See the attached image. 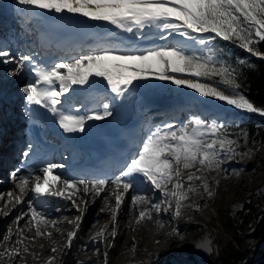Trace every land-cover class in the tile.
Returning a JSON list of instances; mask_svg holds the SVG:
<instances>
[{
	"label": "snow or ice",
	"instance_id": "snow-or-ice-1",
	"mask_svg": "<svg viewBox=\"0 0 264 264\" xmlns=\"http://www.w3.org/2000/svg\"><path fill=\"white\" fill-rule=\"evenodd\" d=\"M26 9L45 10L56 14H73L91 21L105 22L126 33H132L143 38L145 29L159 30L160 39L167 40L174 34L183 38L174 44L148 48L143 51H119L110 43L107 35L94 34V47L85 54H80L66 62H58L50 67L36 66L32 69L36 79L29 83L23 92L26 93L30 105H41L53 115L59 117L60 128L66 133L84 132L88 121L103 120L112 115L109 103L101 105L102 111L91 114L73 115L61 111V97L72 91L73 86L90 85L93 78L106 81L108 88L117 98H123L129 93L135 82L148 81L155 78L159 81L171 82L177 86L194 89L202 97H210L226 102L237 110L264 116V108L257 106L241 90V68L249 66L245 59L237 58L235 65L226 58L228 53L216 49L213 42L217 39L230 42L253 56L264 58L258 45L264 43V0H15ZM36 16L38 13L31 12ZM191 42V43H188ZM206 49V52L204 51ZM3 63L13 62L9 51L0 50ZM26 61H33L28 55H22L18 61L19 69L24 68ZM19 69L12 71L16 75ZM211 83H210V82ZM57 85L58 89L57 90ZM223 87H220V86ZM78 112V109L76 110ZM236 139L230 138L225 123L207 122L199 116H192L187 124L179 127L172 123L155 128L147 137L136 157L132 158L125 169L114 179H98L95 181L62 179L54 175V170L64 165L48 163L40 169L43 175H18L19 170L12 172L11 178L19 189V194L8 192L0 195V200L6 199L7 205L25 203L29 191L35 194L42 206L44 197H60L76 204L73 197L83 185L84 192L95 190L99 196L111 184L123 192H113L116 207L112 212L113 223L116 221L124 193L134 187L135 179L142 177L161 197L152 204L151 209L140 211L137 223L145 218L151 219V211L165 213L174 207V216L182 215L184 202L190 198V193L198 191L191 182L203 181V188L209 196L214 195L203 173L219 171L224 157L235 154L233 145ZM24 156L28 152L23 153ZM196 169V171H191ZM188 171V187L185 188L184 172ZM200 173V174H197ZM217 183H219L217 181ZM171 185V187H169ZM142 196L132 198L133 205L141 202ZM31 214L30 224H33L37 235H43L41 228L55 225L54 220L47 219L44 212L38 211L31 201H28ZM85 202V207H86ZM59 209H57L58 211ZM29 212L17 217L16 224L28 216ZM0 214L8 215L4 209ZM82 217L77 216L70 223L78 230ZM31 230V229H29ZM23 228L18 231L23 236ZM174 235L179 236V230L174 229ZM13 230L9 228L4 241L12 238ZM51 236V233H48ZM115 238L117 232H110ZM77 231L67 234V248H71ZM104 232L97 233L103 237ZM95 239V238H94ZM159 243V241H157ZM23 244V239L16 241ZM198 249L212 251L211 241L204 240L195 245ZM52 252L58 249L53 247ZM27 251V248L24 249ZM99 253V249L96 250ZM21 255L19 247H12L0 253V257ZM107 252L104 253L107 264ZM56 257H50L46 264H53Z\"/></svg>",
	"mask_w": 264,
	"mask_h": 264
},
{
	"label": "bare ground",
	"instance_id": "bare-ground-1",
	"mask_svg": "<svg viewBox=\"0 0 264 264\" xmlns=\"http://www.w3.org/2000/svg\"><path fill=\"white\" fill-rule=\"evenodd\" d=\"M20 9H25V6L19 5L15 0H0V50L9 51L10 56L14 58L13 62L8 64L3 63V59L5 58H1L0 60V177L2 178H0V187L5 188V190L0 191V195L4 196L10 191L13 192L14 195L19 194V189L16 188V183H18V181L13 182L11 174L14 171L10 170L8 165L11 163V156L15 153V148L12 150L14 143L18 144L20 141L28 139V136L22 127L26 122L27 116V109L24 103L25 100L17 106L15 105L17 102L15 101L16 103L13 104V101L14 99L20 100L22 95L26 94L23 92V89L33 81L27 77L24 68L19 69L18 56L21 53L24 55V52L30 47L27 41H32L36 38L35 26L32 24L33 22L30 19V15L31 12H35L37 9H26L23 12L20 11ZM61 18L72 24H76L81 30L85 31L84 34H81V39L73 43L74 45L86 41L85 44L91 46L94 43V34L99 33L107 35L109 32L116 33L115 36H112L109 39L110 43L117 46L119 51H143L148 49L149 43L147 45H141L142 42L154 43L155 41L171 42L172 39L176 41L183 40L182 37L176 34L168 37L167 40L160 39L159 30L154 28L145 29V35L141 38L132 33H126L119 29H115L114 26L105 22L91 21L79 15L66 13ZM17 26H20L18 31ZM19 37L24 38V42L20 45L17 43V38ZM3 40H6V42L3 43ZM123 42L128 43V45L125 46ZM86 45L81 44L77 46V48L83 47V52L80 54L88 53L84 52V47ZM67 48L68 50L64 51L63 56L78 54V50H74L72 45ZM88 49H90V47H88ZM49 55H51V53H49ZM61 60L62 59L56 61V63L62 62ZM17 69H19L17 72L18 77H16V75H9L8 77L10 72ZM23 77L27 82L16 87V83ZM5 78L8 79L6 84L4 83ZM103 82L106 83V81ZM8 85L11 86L9 89L6 88ZM220 87L223 86L221 85ZM130 92L141 93L149 100L161 105L157 109L149 112L148 118L152 119L151 123L155 124L153 131L155 128L167 123H172L174 128L187 124L191 117L187 114L190 109L202 113L203 119L207 122H212L214 120L217 121L218 119L224 118L234 120L239 116L238 112H242V110L235 109L234 106L227 105L226 102L210 97H202L194 89L177 86L167 81H159L155 78H151L148 81L135 82L134 88L130 90ZM100 94H102L101 91L95 96V98H98L96 111H102L101 105L103 103H101V99L99 98ZM109 95L112 94H105V96ZM174 101L176 102V107L174 104L172 105ZM109 105L111 106V104ZM181 105L185 107L181 109ZM7 106H12L14 108H6ZM166 106H173V108L169 109ZM153 113L155 114L153 115ZM166 113L171 117L177 118V116H179L180 118L163 121L164 114ZM154 117L158 120H155ZM217 122H219V120ZM147 126L148 122L145 124V127ZM148 132L149 129L146 133ZM7 148L12 150V154L9 150L1 154V150L3 151ZM56 157L63 159L62 155H57ZM62 165H64V167L56 169L54 174L61 176L62 179L75 178L74 174L68 171L70 167L69 162ZM125 167L126 166L120 169V172L123 171ZM191 171L194 172L196 169H192ZM120 172L114 176H118ZM188 174L189 172L186 170L184 172V178H187ZM98 179L100 178L94 180ZM84 180L91 181L87 179ZM231 184H233V178L220 180L214 199L217 201L222 199L227 193L228 186ZM78 187L80 190L76 193L73 199L76 201V204L80 205L81 208H84L83 212L78 210L71 201L60 197H53L47 202L45 207L38 206L34 203V196L30 191L24 198L25 203L22 204H15V206L7 205L6 207V199L0 200V209H4L8 212V215L0 214V229H4V235H7V230L9 228H12L14 232V236L8 241H4L3 238L0 239V253H3L7 246H9V248L19 247L21 249V255L13 257L11 261H9L7 257H0V264H11V262L12 264H46L49 258L53 256L56 257L53 264H60L61 260H65L64 264H85L83 261L84 259L88 264H106L104 257L105 252L108 254L107 264H135L134 261L131 263V257H133V254H137L138 258L142 257L143 263L149 258L150 253L161 250L159 249V246H161L160 242L165 241L166 243L167 241L168 243L165 245V248L173 250L176 248L181 249V246H183L188 240L174 234L171 235L170 228L175 226V223L181 222L180 218L174 216V210L172 209L167 213L163 211L157 213L155 210H152L151 219L145 218L139 223L136 222L139 212L151 209L152 204L158 202L161 197V194L157 190H154L153 187L147 181H144L142 177H137L135 179L134 187L129 189L127 193H124L126 201L125 203H121L119 212L117 213V223H113L112 220V212L116 207L113 192H123V188L116 189L115 186L111 184L109 189L106 187L99 196L100 199L103 197V200H101L102 202L106 199H108L109 202L105 201L101 207V211H98V213H100L99 222H90L86 230H84V228L89 221L90 205L93 204L96 194L94 189L91 192L86 193L83 191V185H79ZM169 187H171V185H169ZM185 188H187L186 182ZM137 195L144 197V199L133 205L132 198ZM85 198L87 202L86 207L84 202ZM28 201H31L38 211L44 212L47 219L56 222L54 226L50 224L46 227L47 229L42 227L41 231L43 232V235H37L34 225L29 223V220L31 219L30 212L29 215L24 216V218L19 221V225L16 226L17 217L28 212ZM88 206L90 208H88ZM57 209L59 210L57 211ZM60 211H62V215L58 216ZM77 216L82 217L80 228L77 232V236L73 239L71 248H67V234L71 231H76L75 225L70 223V221L75 220ZM20 228H23L24 230L23 236L17 234ZM113 228H115L117 235L112 241V244H110V238H112L110 232ZM102 231L104 232L103 239L102 237L97 238V233ZM48 233H51V236H49ZM83 233H85L84 235L87 234L92 237L91 242L87 244L85 243L86 236H82ZM18 239H23V244L17 245L16 241ZM157 241H159V243H157ZM201 241L202 239L196 244ZM195 245L192 247V253L195 255H201L204 250L196 248ZM53 247L58 250L52 252L51 249ZM25 248H27V251H24ZM68 249L69 252L67 253ZM97 249H99V253H97ZM39 250H44V253L41 254ZM190 253L191 252H188V255ZM177 264L190 263L183 259H177Z\"/></svg>",
	"mask_w": 264,
	"mask_h": 264
},
{
	"label": "rangeland",
	"instance_id": "rangeland-1",
	"mask_svg": "<svg viewBox=\"0 0 264 264\" xmlns=\"http://www.w3.org/2000/svg\"><path fill=\"white\" fill-rule=\"evenodd\" d=\"M20 29V26H17V31ZM15 32V31H14ZM17 34V33H16ZM18 35V34H17ZM24 38H17V43L19 45L24 42ZM176 40H173L171 42H160L155 41L154 43L150 42H142L141 45H147L148 48H155V47H161L168 44H174ZM216 41L213 42V45H215ZM125 46L128 44L124 43ZM94 47V46H93ZM91 47V49L93 48ZM91 49H85L84 52H89ZM206 52V49H204ZM83 51H80V53ZM77 54L73 57H76ZM23 54H19V59ZM72 57V58H73ZM71 59V58H70ZM1 60V58H0ZM13 68V67H12ZM11 73V72H10ZM8 74L11 76V74ZM16 77L18 75L16 74ZM4 83L6 84L8 82V79H4ZM27 82L26 79L21 78L20 81L16 83V87L21 86ZM10 87V85L6 86ZM25 96L23 94L22 98L20 100H15L16 106L19 105L23 100ZM104 100V99H103ZM175 105L176 102L174 101L172 105ZM169 108H173V106H168ZM191 117L192 116H199L203 119V114L200 112H197L196 110L190 109L188 111ZM155 113H153L154 115ZM238 117L234 120H229L227 118L224 119H218L219 122L225 123L228 130V135L232 139H236L238 142L237 144L233 145V148L235 149V154L231 157H224L223 158V164L221 165V169L219 171H205L203 173V176L206 177L210 190L214 193V195L209 196L208 192L205 191L203 188V181L197 180L191 182L194 187L198 189L195 193H190V198L184 202L185 207L182 208V215L179 217L181 219L180 223H175V226L170 228L171 235L174 232V229H178L180 235L178 237H183L185 239H188L187 242L181 246V249L176 248L173 250H168L165 248V245H167V241L160 242L159 250L158 252H152L149 255V258L142 263V257L138 258L137 254H133L131 257V263L135 264H177V259H183L186 262H189L190 264H209L212 261V254L214 251V232L215 229V222L214 218L218 216V210L221 209H230V213L235 218H238L242 212L245 211V205L247 203H253L257 204L260 209H264V161L263 160H252V156L254 154H258L260 157L264 156V134H257V133H251L246 127H245V119L244 117L248 115V113L242 111L238 112ZM189 116V117H190ZM190 117V119H191ZM155 118V117H154ZM180 117H171L169 114H164L163 121H170V120H176ZM189 119V120H190ZM217 120V121H218ZM180 122V121H179ZM12 123V122H11ZM231 128V129H229ZM138 154V153H137ZM136 154V155H137ZM135 155V157H136ZM1 178V177H0ZM100 179H105L103 177H99ZM108 178V177H106ZM115 176L110 177L109 180L114 179ZM230 179L233 178V184L228 186L227 193L220 199L219 201L215 200L216 195V189L218 186L217 181L224 179ZM2 179V178H1ZM74 180L78 179L81 180L82 178H72ZM220 179V180H218ZM84 180V179H83ZM91 181H95L94 179ZM184 181L187 184L189 182L187 181V178H184ZM220 185V184H219ZM108 189L110 188V184L107 186ZM5 190L4 187H0V191ZM97 196V195H96ZM95 196V202L93 201V204L88 206L90 208V216L89 221L84 228H88V225L90 222H99L100 220V213L98 211H101V207L106 202H109L108 199L105 201L100 196ZM155 199V198H154ZM156 200V199H155ZM125 197L123 199L122 203H125ZM84 202H86V198L84 199ZM101 203V204H100ZM28 212H29V207ZM26 208V210H27ZM174 208V207H173ZM174 210V209H172ZM98 213V214H97ZM97 214V215H96ZM62 212L58 213V216H61ZM28 218V217H27ZM82 221V219H81ZM79 221V223H81ZM118 222V217H116L115 223ZM16 226H18L16 224ZM47 229V228H46ZM0 239L3 238V232L4 229H0ZM3 230V231H2ZM75 230L78 232L79 229ZM49 232V229H48ZM251 232V228L246 227L245 229V236ZM82 236H86V244L91 242L92 237L88 236L87 234ZM14 236V232L12 237ZM246 241L249 244L250 247H259L263 243L262 239L255 238L253 236L247 235ZM103 239V237H102ZM181 239V238H180ZM209 240L211 241V247L212 251L207 252L203 251L201 255H195L192 253V247L200 240ZM114 238H110V244H112V241ZM165 243V244H164ZM164 245V246H163ZM9 246L6 247L8 249ZM44 250H39L41 254H43ZM69 252V249L67 253ZM188 252H191L188 255ZM65 260H61L60 264H64ZM85 264H88L85 259L83 260ZM12 264V262H11Z\"/></svg>",
	"mask_w": 264,
	"mask_h": 264
},
{
	"label": "trees",
	"instance_id": "trees-1",
	"mask_svg": "<svg viewBox=\"0 0 264 264\" xmlns=\"http://www.w3.org/2000/svg\"><path fill=\"white\" fill-rule=\"evenodd\" d=\"M214 47L228 53L227 59L235 65L237 58L245 59L249 66L241 68L240 83L244 94L257 106L264 108V58L253 56L234 44L217 39ZM264 52V43L258 45ZM245 127L251 133L264 134V116L248 113ZM231 129V128H229ZM252 160H263L264 156L254 154ZM214 218V251L209 264H264V209L257 204L247 203L245 211L235 218L230 209L218 210ZM251 228L247 235L262 239V245L250 247L246 241L245 229Z\"/></svg>",
	"mask_w": 264,
	"mask_h": 264
}]
</instances>
